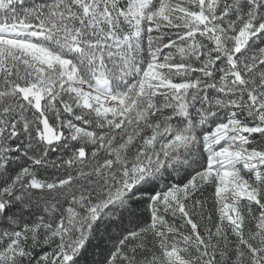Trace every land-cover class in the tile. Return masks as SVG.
Returning a JSON list of instances; mask_svg holds the SVG:
<instances>
[{
  "label": "snow or ice",
  "instance_id": "obj_1",
  "mask_svg": "<svg viewBox=\"0 0 264 264\" xmlns=\"http://www.w3.org/2000/svg\"><path fill=\"white\" fill-rule=\"evenodd\" d=\"M0 264H264V0H0Z\"/></svg>",
  "mask_w": 264,
  "mask_h": 264
}]
</instances>
